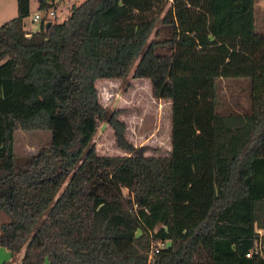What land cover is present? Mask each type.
Wrapping results in <instances>:
<instances>
[{"label":"trees","instance_id":"trees-1","mask_svg":"<svg viewBox=\"0 0 264 264\" xmlns=\"http://www.w3.org/2000/svg\"><path fill=\"white\" fill-rule=\"evenodd\" d=\"M16 1L0 25V245L25 249L16 264H264L247 257L264 243L257 0H84L32 32V0ZM132 70L172 104L168 156L140 153L100 103L96 82ZM221 79L249 81V111H218ZM104 119L127 155L97 153ZM19 129L52 140L17 168Z\"/></svg>","mask_w":264,"mask_h":264},{"label":"rangeland","instance_id":"rangeland-1","mask_svg":"<svg viewBox=\"0 0 264 264\" xmlns=\"http://www.w3.org/2000/svg\"><path fill=\"white\" fill-rule=\"evenodd\" d=\"M84 0H65L59 8L57 19L63 22L73 5ZM36 0L31 2V13L26 19V30L37 31L41 22H33L37 12ZM18 15L16 0H0V25ZM257 28L264 31V9L257 7ZM133 71L124 79H100L96 82L100 103L109 113L117 112L118 118L126 125V138L145 156H168L171 151L172 110L169 100H159L153 96L149 79H135ZM250 83L244 80L221 79L218 81L219 112H246L250 108ZM52 133L49 130H17L15 133V166L23 167L30 157L42 147L49 146ZM96 151L102 156L127 155L117 145L115 131L106 119L101 120L93 139ZM8 215L0 210V226L8 222ZM262 234H264V231ZM25 249L13 254L0 245V264L21 262ZM45 264H48L46 262Z\"/></svg>","mask_w":264,"mask_h":264},{"label":"built area","instance_id":"built-area-1","mask_svg":"<svg viewBox=\"0 0 264 264\" xmlns=\"http://www.w3.org/2000/svg\"><path fill=\"white\" fill-rule=\"evenodd\" d=\"M38 4L37 12L32 16L33 22H49L57 18L58 10L65 5V0H46L45 6L40 7V0H36ZM262 235V231L259 230ZM164 246L163 242H159L155 248H153V254L158 253L160 248ZM264 256V243L260 239L257 244L247 253V257Z\"/></svg>","mask_w":264,"mask_h":264},{"label":"crops","instance_id":"crops-1","mask_svg":"<svg viewBox=\"0 0 264 264\" xmlns=\"http://www.w3.org/2000/svg\"><path fill=\"white\" fill-rule=\"evenodd\" d=\"M257 7H261L264 9V0H257L256 9H257Z\"/></svg>","mask_w":264,"mask_h":264},{"label":"water","instance_id":"water-1","mask_svg":"<svg viewBox=\"0 0 264 264\" xmlns=\"http://www.w3.org/2000/svg\"><path fill=\"white\" fill-rule=\"evenodd\" d=\"M52 24L51 21L47 22L46 27H49Z\"/></svg>","mask_w":264,"mask_h":264}]
</instances>
